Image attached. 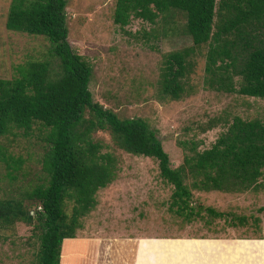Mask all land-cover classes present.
<instances>
[{"label": "rangeland", "instance_id": "rangeland-1", "mask_svg": "<svg viewBox=\"0 0 264 264\" xmlns=\"http://www.w3.org/2000/svg\"><path fill=\"white\" fill-rule=\"evenodd\" d=\"M9 1L0 0V78L16 77L18 67L30 59L45 60L55 68L43 36L5 28ZM115 3L66 0L67 41L91 66L92 99L119 118L144 119L155 130L170 167L179 165L191 146L198 151L210 148L233 117H264V98L206 85L207 45H192L182 32V14L161 13L151 22L129 15L127 23L119 26L113 21ZM182 48H191L186 57L191 66L178 77L182 90L175 98L163 91L162 72L167 54ZM45 131L34 124L27 133L15 129L0 136V149L22 159L13 178L0 160V198L17 197L41 180ZM92 138L104 145L100 152L115 157L117 166L114 179L96 191V204L80 218L81 227L75 232L76 237L97 243L95 261L103 251L97 264H145L143 258L153 252L154 245L159 251L153 264H204L216 257L217 263L222 262L228 251L223 248L219 257L213 253L217 244L219 249L224 246V240H255L260 245L253 247L264 246V168L256 183L243 190L191 189L189 202L194 208L201 205L202 217L189 220L174 213L172 186L159 175L155 158L124 151L108 131H95ZM71 205L65 201V212H70ZM205 207L222 216L208 217ZM76 242L69 238L61 242L62 264H84L81 258L76 261V252L84 249ZM37 245L32 225L16 221L0 227V264H35ZM137 248L141 261L136 260Z\"/></svg>", "mask_w": 264, "mask_h": 264}, {"label": "trees", "instance_id": "trees-1", "mask_svg": "<svg viewBox=\"0 0 264 264\" xmlns=\"http://www.w3.org/2000/svg\"><path fill=\"white\" fill-rule=\"evenodd\" d=\"M65 4L66 0H10L4 21L8 30L43 36L56 61L50 68L45 60L30 59L18 67L16 77L0 78V136L15 129L27 133L34 124L46 130L39 159L41 180L17 197L0 198V227L22 221L35 230V264L62 262V240L76 236L80 218L96 204V191L115 177L116 159L100 152L103 144L92 138L95 131H108L128 153L155 158L159 175L172 186L170 205L185 219L202 217L201 205L194 208L189 202L191 189L243 190L256 183L264 168V117H233L210 148L198 151L191 146L182 162L170 167L155 130L144 119L119 118L92 99L91 66L67 41ZM169 11L184 16L182 32L192 45H207L208 87L264 98V0H116L113 21L123 26L131 15L151 22ZM190 50L167 54L163 91L172 97L182 90L178 77L191 66L186 61ZM0 160L9 168L8 176L15 177L22 159L0 149ZM67 200L72 203L69 213L64 210ZM204 210L210 218L222 216L211 207ZM254 242L224 240L213 253L219 257L226 249L223 261L217 263L216 257L213 263L203 262L264 264V246L253 247L260 245ZM251 250L254 253L248 255Z\"/></svg>", "mask_w": 264, "mask_h": 264}, {"label": "crops", "instance_id": "crops-1", "mask_svg": "<svg viewBox=\"0 0 264 264\" xmlns=\"http://www.w3.org/2000/svg\"><path fill=\"white\" fill-rule=\"evenodd\" d=\"M69 239H75L77 241L76 243H80L84 247V249H82V251H77L76 254H75L76 255L75 258H76V261L77 262H78V259L81 258V261H84V264H85V261H86V264H87V261H88V264H97V262H100L103 259V257H102L103 256V251H102L99 254V256L97 257V261H95V258L94 257L96 256V252H98V248H99L96 242H92L90 240H82V239H80V238H78L76 236L75 237H72V238H69ZM100 248H101V246H100ZM60 249H61V246H60ZM85 249H86V252H85ZM94 250H95V252H94ZM158 251H159V248L157 247L156 250H155V245H154L153 252L143 258V261L145 262V264L146 263L147 264H153V263L157 262L156 260L153 259V257H157ZM252 253H254L253 250L249 251L248 252V255H252ZM260 253H262V255H264V250H260ZM136 254H137L136 260L137 259L140 260L139 259L138 248L136 249ZM61 256H62V252L60 254V258L59 259H61ZM261 258H263V257H261ZM151 261H153V263ZM59 262H60V260H59ZM140 264H142V263H140Z\"/></svg>", "mask_w": 264, "mask_h": 264}]
</instances>
